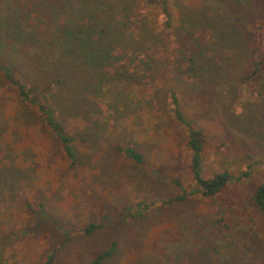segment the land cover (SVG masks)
<instances>
[{
    "label": "rangeland",
    "instance_id": "obj_1",
    "mask_svg": "<svg viewBox=\"0 0 264 264\" xmlns=\"http://www.w3.org/2000/svg\"><path fill=\"white\" fill-rule=\"evenodd\" d=\"M162 1L1 0L0 63L77 138L72 160L0 72V264H264V0ZM87 9L118 23L79 71L64 38ZM188 121L205 132L200 175L230 174L212 196L189 167Z\"/></svg>",
    "mask_w": 264,
    "mask_h": 264
},
{
    "label": "trees",
    "instance_id": "obj_2",
    "mask_svg": "<svg viewBox=\"0 0 264 264\" xmlns=\"http://www.w3.org/2000/svg\"><path fill=\"white\" fill-rule=\"evenodd\" d=\"M166 0H163V4ZM1 2V0H0ZM167 16H170V12L164 8ZM74 14L78 16L80 13V9L73 10ZM95 13V14H94ZM84 14L85 22L87 23L84 29L76 28L77 26H70V30L68 29L65 31L66 36L64 38L65 45L67 49L71 50L69 53L68 60L72 62L71 66L74 69H78L79 71H83L82 68L79 69L78 65L85 64L84 68L91 67V64L95 65V51L98 53H106L111 52V49L107 47L106 42L109 38L108 35L111 33V26L117 20L116 10H107V9H100L99 11H90L87 9ZM97 15V16H95ZM95 17L100 20L101 25L98 33H95L96 26L94 23ZM114 18V19H113ZM113 19V22L111 20ZM78 19L76 20V22ZM83 36V38L81 37ZM104 36H107L103 39ZM19 47V44H16ZM103 50V51H102ZM105 54V55H106ZM59 55H54V58ZM96 62V61H95ZM53 63V62H51ZM75 70V71H76ZM0 72L2 74V78L5 82L13 86L17 91V96L19 99L26 101L30 105L36 108V113L40 118L41 122L50 129L52 133H54L65 151V154L72 160L76 158L75 149L73 143L77 138V134H70L67 132L65 126L58 118L57 112L60 109L58 103H52L47 98H45L42 94H39L38 90L34 85V83H27L19 79L16 75V71L12 66L5 63H0ZM86 76L88 74L86 73ZM122 76V74H121ZM131 76V75H130ZM95 80H100L99 77L93 76ZM125 77V76H123ZM93 80V78L91 77ZM61 82V79L58 83ZM168 98L170 97L173 103V113L175 117L181 121H185V117L183 115V110L181 109L180 102L177 96V92L173 89H167L166 91ZM191 124L188 129V139H187V146L190 150V170L192 172V176L194 180H196L197 184L200 185L201 194L203 196H212L219 192L221 188L225 185L227 181L230 179V174L228 172H221L215 174L213 177L203 178L199 172V166L201 163L202 151H203V140L205 138V132L201 127H195L192 121H188ZM123 152L127 158L133 160L137 163H141L144 159L143 154L136 150L131 146H126L123 149ZM255 200L258 204L259 209L264 211V184H260L256 191H255ZM182 198V197H180ZM96 226L94 224H90L89 226L85 227L83 230L85 233L91 232ZM107 252L101 253L97 255L90 264H99L102 258L106 255ZM46 264H49L47 262Z\"/></svg>",
    "mask_w": 264,
    "mask_h": 264
}]
</instances>
